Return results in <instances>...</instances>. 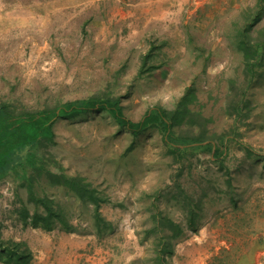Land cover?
Segmentation results:
<instances>
[{"label":"rangeland","instance_id":"374dc122","mask_svg":"<svg viewBox=\"0 0 264 264\" xmlns=\"http://www.w3.org/2000/svg\"><path fill=\"white\" fill-rule=\"evenodd\" d=\"M109 6L0 0V104L20 112L119 98L138 121L154 106L178 110L191 88L194 113L177 136L227 144L228 157L222 163L206 149L179 159L157 126L135 136L104 109L61 117L54 138L36 149L41 169L29 173L35 193L53 198L77 229L24 223L21 209L35 203L18 168L0 175L3 236L26 241L32 264H46L60 244L62 264H158L161 212L185 226L171 264H264V46L255 74L240 46L264 40V0H195L176 20L149 25L129 24ZM49 171L83 176L108 196L101 210L113 229L100 234L93 205ZM191 205L198 230L188 227ZM68 238L81 241L72 249Z\"/></svg>","mask_w":264,"mask_h":264},{"label":"trees","instance_id":"16d2710c","mask_svg":"<svg viewBox=\"0 0 264 264\" xmlns=\"http://www.w3.org/2000/svg\"><path fill=\"white\" fill-rule=\"evenodd\" d=\"M255 44L251 49L249 44ZM245 51L246 65L249 71L255 74L256 66L259 64L260 49L264 46V40H246L240 42ZM193 90L188 89L178 110H165L161 106L149 109L142 119L135 121L130 119L124 112L119 98L90 97L67 101L56 107L40 110H23L17 112L7 104H0V175L22 168L23 175L31 183L30 199L35 203L34 210L24 206L20 211L26 225L30 224L36 228L47 231L61 227L67 231H74L77 226L71 216L61 206L55 203L48 195L35 193L33 189L34 177L30 176L29 169H41L38 166V155L36 149L44 139H52L55 136L54 124L61 118H67L90 112L96 109L109 111L117 122L138 136L146 129L157 126L166 138L170 150L179 159L187 154H195L203 150H211L217 161L225 162L228 157L227 144L220 145L214 140L203 137L177 136L175 127L183 124L187 116H193L189 103L195 100ZM180 139V140H179ZM224 143V142H223ZM49 177L56 183L68 187L71 191L87 204L93 205V218L95 228L101 233L113 229V223L105 218L102 213V205L110 201L108 196H103L99 189L86 180L83 176H71L66 173H54L49 171ZM230 184L232 185L231 181ZM207 195L206 192L202 196ZM200 205V201L198 202ZM158 223L153 228L159 231L161 237L155 244V252L158 264H171V257L175 255L174 239L185 233V226L169 217H164L161 212L155 215ZM198 212L192 205L188 211V227L198 230ZM35 253L30 245L23 240L5 238L0 230V261L4 264H32Z\"/></svg>","mask_w":264,"mask_h":264},{"label":"crops","instance_id":"0c3cea01","mask_svg":"<svg viewBox=\"0 0 264 264\" xmlns=\"http://www.w3.org/2000/svg\"><path fill=\"white\" fill-rule=\"evenodd\" d=\"M82 3H94L101 7L102 4L109 3L108 11H111L113 15L121 14V19L129 21V24H134L135 19L146 18V25L155 19H164L165 21L176 20L175 16L180 15L188 4L193 3L195 0H77ZM112 4V5H111ZM144 14V15H143ZM120 20V19H118ZM68 240H70L68 238ZM80 239H71L70 245L73 248L78 246ZM47 246H50L47 243ZM62 244L59 247L52 248L53 254L49 252L46 264H62V257L55 258L57 253H66V246L61 249ZM61 249V250H60ZM48 250V249H47Z\"/></svg>","mask_w":264,"mask_h":264}]
</instances>
